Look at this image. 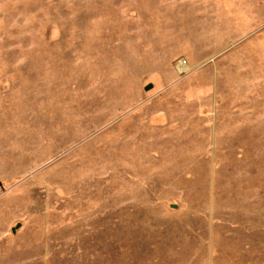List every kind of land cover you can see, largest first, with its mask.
Returning a JSON list of instances; mask_svg holds the SVG:
<instances>
[{
  "label": "rangeland",
  "instance_id": "rangeland-1",
  "mask_svg": "<svg viewBox=\"0 0 264 264\" xmlns=\"http://www.w3.org/2000/svg\"><path fill=\"white\" fill-rule=\"evenodd\" d=\"M0 264H264V0H0Z\"/></svg>",
  "mask_w": 264,
  "mask_h": 264
},
{
  "label": "water",
  "instance_id": "water-1",
  "mask_svg": "<svg viewBox=\"0 0 264 264\" xmlns=\"http://www.w3.org/2000/svg\"><path fill=\"white\" fill-rule=\"evenodd\" d=\"M150 87V86H149Z\"/></svg>",
  "mask_w": 264,
  "mask_h": 264
}]
</instances>
